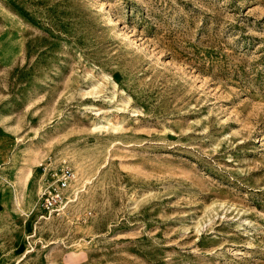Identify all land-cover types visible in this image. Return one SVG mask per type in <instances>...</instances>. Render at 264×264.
Returning a JSON list of instances; mask_svg holds the SVG:
<instances>
[{"label": "rangeland", "instance_id": "374dc122", "mask_svg": "<svg viewBox=\"0 0 264 264\" xmlns=\"http://www.w3.org/2000/svg\"><path fill=\"white\" fill-rule=\"evenodd\" d=\"M0 264H264V0H0Z\"/></svg>", "mask_w": 264, "mask_h": 264}, {"label": "built area", "instance_id": "2783aa9c", "mask_svg": "<svg viewBox=\"0 0 264 264\" xmlns=\"http://www.w3.org/2000/svg\"><path fill=\"white\" fill-rule=\"evenodd\" d=\"M38 204L44 217L58 215L70 202V194L77 175L65 159L46 161L40 164Z\"/></svg>", "mask_w": 264, "mask_h": 264}]
</instances>
